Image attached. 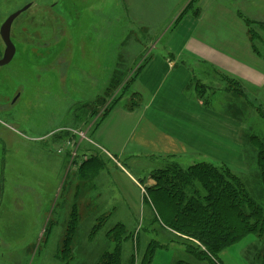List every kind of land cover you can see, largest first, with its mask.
Returning a JSON list of instances; mask_svg holds the SVG:
<instances>
[{"label": "rangeland", "instance_id": "obj_1", "mask_svg": "<svg viewBox=\"0 0 264 264\" xmlns=\"http://www.w3.org/2000/svg\"><path fill=\"white\" fill-rule=\"evenodd\" d=\"M63 1H0V25L31 4L27 15L14 22L13 36L17 48L24 41L33 45L19 63L17 53L0 81V264H61L56 255L71 221V264H96L104 251L112 249L106 233L117 224L133 234L122 246L125 264L133 255L135 264H140L150 242L158 246L151 264H197L182 239L168 232L153 197L146 193L155 186L151 175L156 176L166 161L156 162L146 155L112 158L92 145L107 111L120 104L142 107L141 98L129 90L131 79L165 48L169 33L181 24L173 29L178 16L191 0ZM227 3L245 21L253 22L248 26L249 38L264 60V14H251L239 0ZM53 5L59 20L50 14ZM194 9L198 11V4ZM61 30L63 38H59ZM55 31L59 32L54 35ZM195 82V95L201 100L206 97L209 105L229 113L237 124L241 156L233 154L232 165H224L193 155L194 160L186 159L181 167L224 165L243 180L250 197L264 205L260 150L250 141L255 136L264 143V91L230 88L222 77L207 89ZM121 89L126 90L119 95ZM218 92L227 96L221 95L217 102ZM81 132L83 137L78 135ZM84 158L94 160L81 168ZM101 217L107 218L106 223L90 240V229ZM263 248L264 243L251 235L220 253L217 260L259 264Z\"/></svg>", "mask_w": 264, "mask_h": 264}, {"label": "crops", "instance_id": "obj_2", "mask_svg": "<svg viewBox=\"0 0 264 264\" xmlns=\"http://www.w3.org/2000/svg\"><path fill=\"white\" fill-rule=\"evenodd\" d=\"M239 1L251 14H264V0ZM229 5L227 0H200L198 15L182 18L165 48L132 83L131 93L141 98L142 107H115L95 130L93 146L118 158L146 155L166 161L162 166L168 160L183 165L193 155L232 165L233 154L241 156L237 124L206 97L198 98L192 85L196 81L207 89L227 77L256 94L264 91V60L251 43L244 17ZM227 94L214 98L218 102Z\"/></svg>", "mask_w": 264, "mask_h": 264}, {"label": "trees", "instance_id": "obj_3", "mask_svg": "<svg viewBox=\"0 0 264 264\" xmlns=\"http://www.w3.org/2000/svg\"><path fill=\"white\" fill-rule=\"evenodd\" d=\"M199 1L191 0L185 6L178 16L173 29L185 15L189 13L195 16L198 15L197 10L191 9ZM60 2L64 1L60 0ZM53 6L49 10L50 14L55 20H59L58 13L53 12L55 5ZM245 23L247 26L253 24V22L247 20ZM62 32L63 30H61L60 36L63 38ZM32 46L31 42L26 44L24 41L23 47L17 49L19 54L17 63L30 54H25V50H30L33 48ZM145 64L137 70L131 82L129 81L130 91L132 83ZM223 78L230 83V88L241 86L232 79ZM118 86H120V82ZM125 90L121 89L122 92L119 95ZM258 110L260 111L261 108L259 107ZM109 113L110 111H107L103 119ZM250 139L260 150L258 159L262 179L259 180L264 194V143L257 141L255 136ZM93 160L94 158L83 162L84 164L81 165V168L87 167V162H92ZM162 168L156 172V176L152 174L155 186L148 188L146 193L153 197L154 206L158 209L160 219L168 232L182 239V242L186 244V253L190 254L195 261L200 264H220L217 260L220 253L251 235L254 236L255 240L264 243V205L257 204L250 197L251 195L248 194L242 183L243 180L233 174L226 166L196 163L183 169L178 163H170ZM162 209L167 212L162 211ZM106 220L107 218L105 217L97 219L96 224L90 229V240H93L97 233L100 232ZM49 226L50 224L47 223L46 228ZM72 230H74V226L71 221L67 226V230H65L66 237L62 247L56 255L57 260L61 264H71L73 261L71 250ZM106 236L113 245L112 249L104 251L96 264H125L127 261L122 256V246L124 242L132 238L133 234H126L124 225L117 224L116 227L114 226L106 233ZM138 242L139 240L136 237V243ZM156 247L158 246L154 242H150L147 245L140 264L152 263ZM259 256V264H264V248ZM128 259L129 262L127 264H135L134 255ZM175 264L185 263L178 261Z\"/></svg>", "mask_w": 264, "mask_h": 264}, {"label": "water", "instance_id": "obj_4", "mask_svg": "<svg viewBox=\"0 0 264 264\" xmlns=\"http://www.w3.org/2000/svg\"><path fill=\"white\" fill-rule=\"evenodd\" d=\"M29 7H30V5L28 4V5L24 6L22 9H20V10L16 11L15 13L9 15L8 18L5 20V23L2 25V27H0L1 28L0 35H1V38L4 42V44H5V53H4L2 60H0V66L8 65L15 55V47L10 40L11 26H12L13 22L23 12H25Z\"/></svg>", "mask_w": 264, "mask_h": 264}, {"label": "flooded vegetation", "instance_id": "obj_5", "mask_svg": "<svg viewBox=\"0 0 264 264\" xmlns=\"http://www.w3.org/2000/svg\"><path fill=\"white\" fill-rule=\"evenodd\" d=\"M0 1H3V0H0ZM29 5H30V7H29L25 12H23L18 18H20L21 16H24V14L27 15L29 9L31 8V4H30V3H29ZM21 9H22V8H21ZM15 21H16V20H15ZM15 21H14V22H15ZM14 22H13V24H12V26H11V30H10V40H11L12 44H13L14 47H15V55H14L13 59L11 60V62H10L8 65H6V66H0V81L5 80V69H4V68L10 66V64H12V63L16 60V57H15V56L17 55V49H18V48H17V42L14 40V38H16V37L13 36V30H14V24H15ZM4 23H5V20H4V22L0 25V27H2V25H3ZM0 30H1V28H0ZM57 32H59V31H55V34H54V35H56ZM17 38H18V40H19V39H21V36H18ZM59 38H61L60 34H59ZM49 46H53V45H49ZM63 52H65V55H66L67 53H69V49L67 48V46L65 47V49H64ZM4 53H5V44H4V42H3L2 38H1V35H0V60H2V58H3V56H4ZM58 61H60V64L63 66L64 59H63V58H60V60H58ZM13 65H14V64H13Z\"/></svg>", "mask_w": 264, "mask_h": 264}, {"label": "built area", "instance_id": "obj_6", "mask_svg": "<svg viewBox=\"0 0 264 264\" xmlns=\"http://www.w3.org/2000/svg\"><path fill=\"white\" fill-rule=\"evenodd\" d=\"M82 133H83V132H81V133H78V135H79V136H81V137H83V134H82ZM69 143H70V142H69Z\"/></svg>", "mask_w": 264, "mask_h": 264}]
</instances>
